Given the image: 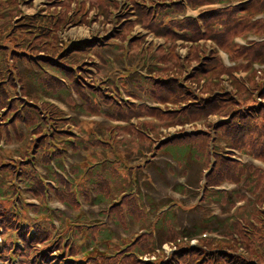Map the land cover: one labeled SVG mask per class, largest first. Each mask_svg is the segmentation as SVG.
I'll list each match as a JSON object with an SVG mask.
<instances>
[{
    "label": "rangeland",
    "instance_id": "374dc122",
    "mask_svg": "<svg viewBox=\"0 0 264 264\" xmlns=\"http://www.w3.org/2000/svg\"><path fill=\"white\" fill-rule=\"evenodd\" d=\"M24 1V0H23ZM28 1V0H27ZM236 1V0H234ZM29 2V1H28ZM42 0H37V7L40 6ZM247 3H242V5H236L234 10L229 13H220L222 17L225 14L228 18H232L239 22V17L241 19V27H235V33L244 35V29L247 26H253L251 18L248 15H240L239 12L249 8L246 6ZM28 6L25 4L21 9V16L17 20L25 18V16L32 15L37 12L38 9H33L32 5L30 9H26ZM7 7L0 10L2 13ZM42 10L39 11V13ZM255 14V11H251ZM15 14V13H13ZM12 14V15H13ZM29 14V15H28ZM12 15L7 17H0V27L5 26L7 22H10ZM15 16V15H14ZM234 22L232 21V25ZM258 25H264V22H259ZM231 26V24H230ZM107 28V27H106ZM102 29V26L92 24L90 27L77 26L71 27L65 33L66 38L84 39L96 30ZM228 39H231L228 38ZM34 42V41H33ZM53 42V40L51 41ZM37 43V42H34ZM60 49L53 53L36 52L35 50H30L32 52L33 58H29L21 61V55L15 56V63L11 64V60L7 64H11V69H13V78L15 79L14 85L10 83L2 84L6 85L9 92V98L14 100L17 98L16 105L18 106L19 119L11 118L8 113L11 107L15 109L12 102L10 104L6 101L7 106H3L0 109L2 112L3 121L0 122V191H4L6 186L2 182L9 184L8 177H15L13 172L14 166L22 164L21 154L10 149L14 143H18L15 136L25 135L30 139L29 150L27 152V157L25 162L30 161L31 154L36 146V143L40 141L39 136L35 135L34 132L38 130L39 127H43L42 132L49 136V141L58 142L63 141V143L58 144L59 150L56 152V158H52L50 153H47L48 162L44 165L36 166V163H29L27 166L32 170L36 169L37 173L32 176L31 186L28 181H24L22 185L26 186L28 193L31 196L37 198V202L28 207V210L24 217L25 222L30 226L31 233L35 230L42 232V230L52 232L54 234L58 233L63 228V222L68 224V228L64 230L65 237L71 240V246L67 247L69 253H72V257H69L72 262L76 264H99L101 257L97 255L100 251H103V243H112L113 240H119L123 234L126 232L122 230L121 227L116 228L114 231H110L114 227L113 213L115 211L121 210V208H126L131 203H136L138 208L141 210L139 214H145L151 208H160L161 214L158 215L155 220L158 221V227L166 226L171 223V227L178 228L179 226L187 228L197 236L201 234L211 233L212 235L220 234L219 227L220 223L224 222V216L228 213H234L235 210L231 209L232 206L224 209L221 203L217 199L219 195L217 191L210 190L203 192L201 190L199 181L203 176V168H206L208 172L211 167V161L209 160L208 151H204L202 148L208 146L207 140L204 139V145L201 150L194 149V143H198L201 139L195 137L186 140V143H180L178 140H172L174 136H178L184 133V131L178 132L175 135L165 134L163 131L160 134H143L142 132L148 128V126L154 124L161 118L166 120L167 118L174 119V123L185 124L186 121L180 119V114H165L159 110H148L145 107L139 108L138 106H128L125 105L123 108L125 111L118 110L112 100L106 98H101L95 94L90 96H80L79 93L75 92L71 84L67 85L65 79H63L64 74L57 72L52 66L47 65L50 62L56 66H63L68 59L65 57L57 56L55 59L48 58L41 59L40 57L56 56L60 53ZM64 57V56H63ZM68 57V56H67ZM54 61V62H52ZM69 62V61H68ZM4 65V63H2ZM112 63H109V66ZM191 64L187 60V68ZM210 65V64H209ZM16 66V68H15ZM126 68V66L121 65V69ZM55 73V74H54ZM133 73V85L138 88V85L144 80L141 75ZM37 75L39 82L34 84L32 76ZM115 74V70H111V75ZM22 79V81L20 80ZM64 82V86L61 82ZM18 84L23 85L24 98H27V102H21L23 100V94H21L22 88L18 87ZM145 85V82L143 83ZM17 87V89H13ZM191 89L193 86L189 84ZM1 89V87H0ZM18 89L20 91L18 92ZM192 90V89H191ZM190 90V91H191ZM210 93L214 91L221 92L220 88L209 87ZM192 93H194L192 91ZM223 97L222 95H219ZM122 98V97H119ZM53 100L57 104H61L64 107L61 108V112L66 113L65 126L68 127L64 132L65 135L60 136L58 132V123L56 124L57 129L53 130L49 127V122L44 123V119L41 113L50 110L60 112L58 108H54L53 104L41 103L40 100ZM239 99L242 101H248V92L239 95ZM219 102H223L221 98H217ZM4 104V105H5ZM140 110L141 116L134 121L127 124V126L117 125L115 132L105 136L104 129L112 124L114 117L120 113H127L131 111ZM46 112V114H48ZM8 113V114H6ZM26 116L20 118L24 114ZM51 113V112H50ZM6 114V115H5ZM45 114V115H46ZM246 113H244L245 116ZM1 116V115H0ZM56 114L52 113L51 119ZM2 118L0 120H2ZM172 125V124H170ZM166 126V129L170 126ZM53 126H55L53 124ZM45 128L53 130H44ZM39 132V131H37ZM37 134V133H36ZM122 136V138H120ZM139 137L144 145H150L148 138H157L158 141L161 139H168L164 146L170 147L167 152L161 151V155H165L170 161L174 162L177 166L182 163L183 167V177L182 182L176 185L172 189L174 195L170 199L165 197L164 191L160 189L163 184L160 179L154 178L153 175L147 168H143V162H129L124 160H109L106 165L103 166L99 161V156L103 148L109 146H114L116 153L121 157H124L128 152L131 153L132 145L135 142H139ZM148 137V138H147ZM9 145L5 147L3 143ZM13 143V144H11ZM128 146V149H127ZM134 146V145H133ZM52 149V148H51ZM56 150L53 151L55 153ZM9 155L14 156L17 159H10ZM111 162V163H110ZM150 161L148 162V164ZM23 165V164H22ZM110 166L115 168L111 171ZM7 167L12 171L5 172L1 169ZM119 168V169H118ZM132 171L136 173L137 177L140 179H154L155 186L147 185L142 181L136 182V185L141 189L142 194H136L131 192L117 193L114 191L116 186L124 184L128 178V172ZM52 174V175H51ZM116 181L119 184L115 183ZM198 184V185H197ZM13 188H16L14 186ZM162 191V192H161ZM195 195H199L197 200H192ZM107 196L109 200L105 197ZM181 196L182 199H179ZM2 199L5 198V193L0 194ZM102 198H105L108 206L106 212L98 216V212L101 210L99 205ZM201 200V201H200ZM105 206V205H104ZM170 208V209H169ZM159 209V210H160ZM127 218L129 219L133 214L131 209L125 211ZM174 214L173 216H171ZM94 215L101 222V231L97 234V229L88 228L85 224L84 219L89 216ZM150 213L148 220L150 219ZM30 218L37 219L36 222H32ZM228 224H232L229 222ZM127 227L132 228L131 231L136 230L130 224ZM86 232H90L87 235ZM75 233V234H74ZM132 232H130L131 234ZM120 234V235H119ZM118 235L117 238H114ZM77 236V239H76ZM109 239V240H108ZM64 240V238H62ZM206 240V239H205ZM51 241V240H50ZM26 242V241H25ZM44 241H40L42 244ZM203 243V254H204V264L207 263L210 258V253L207 251L212 243L209 241H200ZM65 244V240H64ZM12 255H16L22 246L11 245L6 251L2 250L3 259L7 262L9 259L12 248H14ZM167 246H165L166 248ZM40 246L39 249H41ZM27 249H32L31 244L27 246ZM26 250V249H24ZM240 254H249L255 252L258 257L257 261H253V264H264V248H258L257 246L253 249H241ZM198 257H194L190 264H195ZM126 257H120L123 261ZM3 261V260H2ZM16 264V262H15Z\"/></svg>",
    "mask_w": 264,
    "mask_h": 264
},
{
    "label": "trees",
    "instance_id": "16d2710c",
    "mask_svg": "<svg viewBox=\"0 0 264 264\" xmlns=\"http://www.w3.org/2000/svg\"><path fill=\"white\" fill-rule=\"evenodd\" d=\"M29 1V2H28ZM0 0V10L4 9L5 6L7 7V9H5L2 13H0V17L1 16H9L12 15L10 18V22H7L5 24V26H1L0 27V109L3 108V106H7L6 101L9 102V104L12 101L13 106L15 107V109H13V107H11L10 112H8L11 115V118H13V120L15 119H19V111H18V106L16 105V101L18 100L17 98H15L14 100H12L11 98H9V92L6 88V85L4 87L5 83H10L11 85H14V81L15 79L13 78V69H11V64L15 63V56H19L21 55V61L22 60H26L28 59V57L31 59L34 56H32V52H30V50H35L36 52H44L42 53L43 55H46L45 53H53L56 52V50H61L60 53H58L56 56H46L43 57L41 56V59H46L48 60V58H53L55 59L57 56L62 57L65 59V57H67L68 53L71 54H76L79 53L80 49L78 47H76L75 45H73L70 49L68 50H62L61 46L59 44V40L57 37V31L60 27H62L65 22H73L74 19H71L69 17L68 12L71 10V6L70 3L72 0H63L60 1L58 0V4H55L54 6L56 7L54 12L55 17L53 19H51L50 17L46 18L43 17L40 14H32L29 15L21 20H17L20 16H21V9L23 5H27L28 7H31L33 5V0ZM108 4L107 0H93V3H91V7L94 8H98L100 10H103V13H105L107 10L104 8L106 5ZM251 4V3H250ZM250 4H247L246 6H249ZM60 6V9L58 8ZM27 7V8H28ZM80 7H82L83 11H85V8H87L86 4L84 3L82 6L80 5ZM247 9V8H246ZM249 9H251L252 11L254 10H260V6L259 3L257 2V0H255V2L253 4H251L249 6ZM49 12H52L49 11ZM231 14V13H230ZM15 15V16H14ZM209 17V14H208ZM205 18L206 23L209 21L208 19ZM222 16L217 17L218 19H220ZM228 19V18H227ZM232 21L234 22V24L232 25ZM188 24H195L194 22H189ZM228 24L231 26H229L228 28H232V27H239L241 25V22H237L236 20L232 19L229 17L228 19ZM194 30L197 31L198 27H196L195 25L193 26ZM53 40V42H51ZM37 43H34V42ZM64 56V57H63ZM35 58V57H34ZM68 58V57H67ZM11 60V64H7V62H9ZM54 62V61H52ZM4 63V65L2 64ZM47 65L53 66L55 69L59 70L60 72H62L64 74V76L66 78H68L70 84L72 86H74L77 91L79 92L80 95H82L84 97V92L81 89L80 85L77 83V81L74 78V75L71 71L65 70L64 68H62L63 66H56L50 62H47ZM216 67L211 68V64L207 66L204 65L201 67L200 70V74H204L205 72L207 73L208 77H211V75H215L218 76L224 69L222 66H220V64H215ZM16 68V66H15ZM207 68L209 70H207ZM33 78V83L36 84L37 82H39V78L37 75L32 76ZM20 80L22 81V79L20 78ZM38 85V84H36ZM62 86H64V84L61 83ZM24 86H22V90L23 93L25 92L23 89ZM13 89H17V87L14 86ZM24 101L21 102H27L28 99L23 97ZM5 104V105H4ZM47 105V104H45ZM216 106V104H213L212 106H209V108L207 110L212 111L213 108ZM55 108V107H54ZM53 110V109H52ZM54 111V110H53ZM56 112V116H63L64 113L63 112ZM26 114H24L23 116H21L20 118L26 116ZM129 115V113H128ZM14 120V121H15ZM53 124L56 126V124L58 123V132L60 134V136H63L66 134V132L61 131V129L64 127L65 124V120L64 119H57V120H53ZM43 127H39L37 131L39 132H34L35 135L39 136L40 141H38L36 143V146L33 150L34 154H37L38 156V160L42 163H46L48 162V156L47 153H50L52 158H56V152L59 150V146L58 142H52L49 141V136L43 134L42 132ZM106 130V129H104ZM37 133V134H36ZM16 139L20 142H24L25 146L22 144V146L19 149V152L21 154L20 158H22V164L23 165H27L31 162L33 163H37L38 160H34V161H28L25 162V158L28 156L27 152L29 150V144L31 143L30 139L28 138V136L26 137L25 135H18L15 136ZM52 148V149H51ZM104 149V153H110V157H113L112 159L116 158V153H112L109 149V147L103 148ZM55 151V153H53V151ZM115 154V155H114ZM99 160H100V156H99ZM107 161H105L103 163L106 164ZM111 163V162H110ZM20 164V165H22ZM111 171H113V169L115 168L114 166H110ZM119 169V168H118ZM116 184L119 182L116 181ZM123 185V184H120ZM117 190L119 191L120 189L118 188V185L116 186ZM102 201V200H101ZM5 204H2V207H4ZM3 211V208H2ZM7 212V211H6ZM1 220L8 222V224L11 226L10 228H15L12 227L14 226L12 217L11 215L8 214H4L1 215ZM10 219V221H9ZM19 230V228H17ZM19 234H21V230H19ZM25 234V238L24 240L26 241V252H23L24 255L30 256L31 252L32 253H40L42 256V259L46 262L48 261L50 258L47 256L46 252L48 251V246H45L44 248H37L36 243L38 241H43L45 240L48 236H43V235H37L35 237H33L32 235H29L28 237L26 236V233H22ZM179 236V233H177L175 231L174 228L170 229V227L167 229V233L165 236L166 240H171V241H175L176 238ZM14 245L15 242L10 240L9 241V245L6 246V249L11 246ZM31 244L32 249H27V246ZM36 248V249H35ZM18 251H22L21 249H19ZM65 264H76L73 262H70L69 260L65 262Z\"/></svg>",
    "mask_w": 264,
    "mask_h": 264
}]
</instances>
